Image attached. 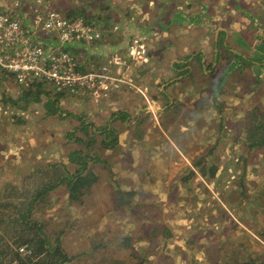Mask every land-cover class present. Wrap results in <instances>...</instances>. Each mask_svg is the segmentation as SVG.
<instances>
[{
    "label": "rangeland",
    "instance_id": "rangeland-1",
    "mask_svg": "<svg viewBox=\"0 0 264 264\" xmlns=\"http://www.w3.org/2000/svg\"><path fill=\"white\" fill-rule=\"evenodd\" d=\"M47 1L60 13L80 9L77 11L78 17L99 26L93 22V16L90 15L97 9L95 5H91V0ZM17 2L21 4L16 6ZM34 2L35 0H0V10L4 12L14 8L19 15L24 16L28 14L26 7L30 8ZM173 2H179L187 11L196 3L207 2L209 10L214 9L215 14L221 13L224 17L223 26L230 25L242 29L244 20L241 22L239 16L243 18L245 11L246 16L257 20L259 28L264 29V0H127L126 5L121 8L112 7V16L116 21L118 9L126 14L127 20L158 15V19L164 24L162 30L165 32H161L164 35L171 29L165 25V21L172 22L165 13L167 9L173 8ZM140 3L143 4L140 6ZM235 7L240 10H235ZM157 12L159 14H154ZM228 13L232 15L228 16ZM11 14L18 16L14 11ZM215 14L208 13L212 18H215ZM147 23L151 24L149 21ZM199 26L200 30L205 29L202 22ZM101 29L105 34L104 29ZM160 30L161 27L158 32ZM133 32L131 35L136 33ZM207 40L213 41L209 37ZM151 43L149 47L152 50ZM213 43L218 45V41L214 40ZM261 49L264 50V46ZM234 56L233 52L228 54L229 62ZM217 61L216 58V63ZM219 71L217 69L209 72L207 78L212 80L211 84H216L222 77L223 73L217 77L221 72ZM254 78L255 82L246 80L245 76L240 77L241 83H237L234 88L236 98L231 94L232 87L227 88V92L219 97V101L235 100L223 103H211L213 100H209L204 112L193 113L192 117L180 120L176 127L174 126L175 129L178 128L177 135L169 129V117H152L153 127L158 128V147L166 149L165 146H168L177 156L175 175L173 157L170 164L169 159H163L154 167L141 165L135 132L128 136L126 143L123 141L122 151L114 150L113 155H107V158H111L106 159L110 160L108 163L113 160L114 165H117L116 171L121 174L119 177L113 175L119 184L114 186L115 184L96 180L86 189L89 191L87 195L75 202L70 198L68 183L64 181L66 178L62 179L61 168H47L41 176L37 172L36 163L68 162L70 152L86 149V153L88 147L73 142V136H69L72 143H68L67 138L63 140L67 135H60L61 129L57 132V119H54L56 117L50 118L46 125L47 120L43 123L44 117L40 118L38 111L33 112L34 102L24 98V93L33 97L38 94L56 97L58 93L46 84L41 88L46 93L36 90V85L30 90L23 89L17 93L16 85H19L16 84L15 78L3 77L0 82V111L3 114L7 112V116L12 119L11 125L20 129L17 133L18 142H4L7 147L5 149L10 145L12 154L16 149L18 157L32 159L34 167H31L33 171L28 169L24 183L19 182L16 203L11 201L12 206L16 204L15 211L13 208L7 209L12 212V221L10 226L7 225L9 231H2L0 235V264L53 262L52 254L35 256L33 247L19 244L20 239L33 237L37 224L43 228L39 233L50 237L52 246L56 249L58 247V256L54 259H68L60 264H114L112 245L120 243L127 235L135 239V247L138 248L145 264H264V239L260 236V229L264 227V148L252 151L248 146L253 143L249 138L254 136L255 141L260 143L264 135V74ZM228 84H232V81ZM37 105L41 106L39 103ZM170 120L174 122L173 119ZM39 131L43 133L42 136L37 134ZM126 133L129 134L127 131ZM85 134L88 135L89 132L85 131ZM120 137L119 140H123L127 136ZM166 138L170 141H165ZM240 139L244 142L241 143ZM93 146V149H98V146ZM8 156L9 154L5 155ZM74 157L73 160H79ZM95 164L96 162L89 163L86 168H82L83 172L91 175L90 177L95 176ZM108 167L111 168L110 165ZM69 168L70 180L73 179L71 173L78 168L72 165ZM243 168H249L245 181ZM19 179H23L21 175ZM23 186L24 191L21 192ZM121 194L135 207L142 203L147 206L139 209L141 216L132 215L131 211L121 213ZM37 195L45 196L36 201L35 199L39 198ZM1 219L7 223L10 220L9 216L5 215L1 216ZM154 221L158 227L170 231V235H166L169 237L163 235L164 238L161 239H150ZM84 228L92 232V237L87 231H82ZM76 230L80 232L78 238L74 237ZM95 235L102 239L103 243L95 245ZM10 237L14 242L18 240V244L11 241L10 245ZM81 240L82 245L78 243ZM33 245L35 246L34 243ZM83 245H86V248L82 247ZM104 245L107 247L102 248Z\"/></svg>",
    "mask_w": 264,
    "mask_h": 264
},
{
    "label": "crops",
    "instance_id": "crops-1",
    "mask_svg": "<svg viewBox=\"0 0 264 264\" xmlns=\"http://www.w3.org/2000/svg\"><path fill=\"white\" fill-rule=\"evenodd\" d=\"M207 2L194 4L190 11H187L179 2H173V8L167 9L165 13L166 17L172 21L171 23L165 21V25L171 29L164 35L161 34L162 31L165 32L162 30L164 24L160 22L158 15L146 19L139 16L133 20H127L126 14L118 9L116 10L118 14H116L115 21L112 16L114 11L112 7L121 8L126 5L127 0H103L101 3L91 4L97 7L95 11L93 10V13H90L93 16L91 18L94 23L104 29L105 37L94 45L79 46L72 48L74 50L70 51L86 69L89 60L105 62L112 52L124 53L129 39L135 34L146 41L154 37L152 41L148 42H152L150 64L130 73L136 84L141 86L150 98L153 106H147L138 93L130 90L117 92L109 100L98 105L92 103L86 95L57 94L58 96L55 97L50 94H41L33 97L25 94V99L34 102L33 112L38 111L40 113L39 117H44L43 123L47 120L45 122L47 125L50 118L56 117L54 119H57V132L61 129L60 135H67L63 140L67 138V142L72 143L69 136H73V142L76 141V144L88 147L86 153H84L86 149H77L70 152L68 162L54 163L48 161L46 164L36 163L39 175L43 176V172L47 168L58 167L61 168L62 179L64 180L69 177L70 170L68 169H70V165L78 168L71 175H86L87 173L83 172L82 168H86L89 163L96 162L94 165L97 167V170H94L96 180H103L107 184H115L114 186H116L119 183L113 175L119 177L121 174L116 171L117 165H114L113 160L112 163H108L110 160L106 159L111 158H107V155H113L114 150L116 152L122 151L123 141L126 143L129 139L128 136L135 132H137L138 137L137 150L141 165L154 167L157 162H161L163 159L165 161L169 159L170 164L173 157L174 175L176 174L177 156L173 149L168 146H165L166 149L158 147V128L153 127L152 117L157 115L163 118L169 117V126L171 127L169 129L177 135L178 128L175 129L174 126L176 127L180 120L192 117L193 113L200 114L204 112L208 105L206 102L209 100H213L210 101L211 103L235 100L222 99L219 101V97L227 92V88L232 87L231 94L236 98L234 88L237 83H241L240 77L245 76L246 80L255 82L254 77L264 74V50L261 49L264 46V29L259 28L257 20H254L251 16H246L247 12L244 11L243 18L239 16L241 22L244 20L243 29L241 27H231L230 25L223 26L224 17L221 13L215 14L214 9L209 10ZM141 4L143 3L139 5L141 6ZM102 5L105 6V11L100 9ZM236 9L240 10L239 7H235ZM211 12L215 14V18L208 15ZM231 15L232 13H228V16ZM148 21L151 23L150 25L147 23ZM200 22L205 26V29L200 30ZM160 27L161 30L158 32ZM133 31L136 33L131 35ZM207 37L213 39V41L209 42ZM259 38H261V42ZM214 40L218 41V45L213 43ZM219 51L220 53H218ZM230 52L235 54L231 62H229L228 57ZM81 56L83 57L81 58ZM216 58L218 59L217 63ZM187 59L188 61H186ZM217 69L221 71H219L217 77L221 73L223 74L217 80V83L213 85L211 84L212 80L207 77L209 72ZM233 77L234 80H232ZM231 81L232 84H228ZM16 87L18 88L17 93L22 92L24 89L21 86L16 85ZM41 93H46V91L42 90ZM6 113L3 114L0 111V235L2 231H9L7 225L10 226L12 221V212H8L7 209L13 208L14 211L16 209L15 203L19 193V182L24 183L28 169L34 167L32 159L19 158L16 149L12 154L13 151L10 145L7 150L5 149L7 147L4 142H18L17 133L20 130L18 127L11 125L12 119ZM170 119H173L174 122ZM159 128V130L162 129L161 126ZM85 131H88L89 134L86 135ZM126 131L129 132L128 135H126ZM37 134L43 135L40 131ZM120 136L127 137L119 140ZM164 140L170 141L167 138ZM160 142L164 144L163 141ZM93 145H96V148L98 146V149H93ZM103 151L104 153H102ZM6 154H9V156L5 157ZM74 156L79 160H73ZM109 165L111 168L108 167ZM106 171L107 173H105ZM20 175L23 179L18 180ZM105 189H108L107 185ZM23 191L24 186L21 192ZM11 201L15 202L14 206H12ZM3 215L5 217L9 216V223L2 221L1 216ZM3 225H5L4 228ZM82 231L88 232L89 230L84 228ZM88 233L90 236L92 235L91 231ZM79 235L80 232L76 230L74 237L78 238ZM82 237L83 234H81ZM9 239L11 245L12 238ZM93 241L95 245L103 243V240L98 238L97 235H95ZM122 242L123 240L120 241V243ZM78 243L82 245V240ZM120 243H114L112 248L120 246ZM82 247L86 248V245ZM87 254L89 255L90 252Z\"/></svg>",
    "mask_w": 264,
    "mask_h": 264
},
{
    "label": "built area",
    "instance_id": "built-area-1",
    "mask_svg": "<svg viewBox=\"0 0 264 264\" xmlns=\"http://www.w3.org/2000/svg\"><path fill=\"white\" fill-rule=\"evenodd\" d=\"M26 9L24 16L12 15L14 8L0 10V82L11 76L25 90L44 83L59 94L86 95L97 105L130 90L153 106L130 75L151 62L146 40L132 36L124 53L112 52L105 62L89 60L84 69L69 49L102 41L101 27L60 13L47 0H35Z\"/></svg>",
    "mask_w": 264,
    "mask_h": 264
},
{
    "label": "trees",
    "instance_id": "trees-1",
    "mask_svg": "<svg viewBox=\"0 0 264 264\" xmlns=\"http://www.w3.org/2000/svg\"><path fill=\"white\" fill-rule=\"evenodd\" d=\"M91 1H93V3L96 4V3H101L103 0H91ZM104 7L105 6L102 5L100 7V9L102 11H105ZM79 10L80 9H77L75 11L74 10H68L67 12H63V14L67 15L70 18H76V17L79 16V14L77 13V11H79ZM108 10H109V8H108ZM15 12L18 13V11H15ZM85 20H87V19H85ZM87 21L92 24V21H89V20H87ZM69 50H74V49H69ZM44 85H45L44 83L36 84V86H37L36 90L41 92L42 90H44V89H41L42 86H44ZM34 87L35 86H33L32 88H34ZM32 88H30V89H32ZM29 94L34 95L33 93H29ZM24 95H25V93H24ZM255 120H257V118ZM263 126H264V121H262V127ZM261 138H263V139L261 140L260 143L255 141L254 136L249 138V140H251L253 142V143H250L248 145L249 147H251L252 151H254L257 148H264V135ZM239 141H241V143L244 142L242 139H240ZM252 151H250V152H252ZM247 170H249V168H243L242 169L243 174H244V176H243V180L244 181L247 178V176H246L247 173H248ZM75 176L76 175H73V179L71 178L70 180H69V177H68L64 181L68 183V190H69V193H70V198L72 199V201L77 202L78 200H82V198L87 195V193L89 191H87L86 189L90 188L96 182V176L93 175L92 177H90L91 175H87V174L86 175H84V174L77 175L76 177ZM37 196L39 197L40 195H37ZM44 196H41V197H39L38 199H35V200L36 201L37 200L40 201V200H42L44 198ZM35 200L33 199L32 203H34ZM119 200H120L121 204L123 205L122 207H120L122 214H124L126 211H131L132 215L136 214V215L141 216L139 209L147 207L143 203L142 204H138L135 207L129 201L125 200L123 198L122 194H121ZM126 208H127V210H126ZM23 217L26 218V215H24ZM152 227L153 228H152L151 233H150V239L151 240L164 238L163 235L165 237H169V236H166V235H170V231L168 229L158 227L157 223H155V221L153 222V226ZM263 229H264V227H261L260 236L263 237V239H264ZM42 231H43V228L40 227L37 224L36 232L34 233L33 237L32 238L31 237L22 238V239H20V243L19 244L20 245H26V246L28 244L31 247H33L32 250H33L35 256H40L42 254H52V257H53L52 261L53 262L51 264H60V263H62L64 261L68 260V259L62 260L59 257L54 259L55 256H58V255H56L58 247L56 249V248H54L52 246V242L50 241V237L43 236L42 234L39 233V232H42ZM134 241H135V239L132 236L128 235V236H126L123 239V242L120 243V246L112 248V251H114V254H113V258H114V261H115L114 264H133V263L134 264H145L141 254H140V252L138 250V248L135 247V244H134L135 242ZM12 242H14V241H12ZM17 242H18V240H17ZM33 243L35 244V246L33 245ZM57 245L59 246V244H57ZM101 247L103 248V247H106V246L104 245V246H101ZM35 263H37V262H35ZM18 264H23V263L20 262Z\"/></svg>",
    "mask_w": 264,
    "mask_h": 264
},
{
    "label": "flooded vegetation",
    "instance_id": "flooded-vegetation-1",
    "mask_svg": "<svg viewBox=\"0 0 264 264\" xmlns=\"http://www.w3.org/2000/svg\"><path fill=\"white\" fill-rule=\"evenodd\" d=\"M260 41V40H259Z\"/></svg>",
    "mask_w": 264,
    "mask_h": 264
}]
</instances>
